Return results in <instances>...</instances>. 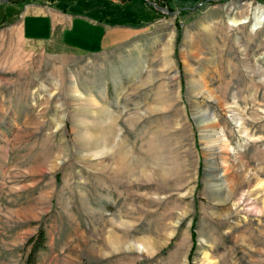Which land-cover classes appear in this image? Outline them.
Wrapping results in <instances>:
<instances>
[{
	"label": "rangeland",
	"instance_id": "rangeland-1",
	"mask_svg": "<svg viewBox=\"0 0 264 264\" xmlns=\"http://www.w3.org/2000/svg\"><path fill=\"white\" fill-rule=\"evenodd\" d=\"M41 1L83 50L24 38ZM40 229L37 264H264V0H0V264Z\"/></svg>",
	"mask_w": 264,
	"mask_h": 264
},
{
	"label": "crops",
	"instance_id": "crops-1",
	"mask_svg": "<svg viewBox=\"0 0 264 264\" xmlns=\"http://www.w3.org/2000/svg\"><path fill=\"white\" fill-rule=\"evenodd\" d=\"M22 13V22H19L21 26L19 27V31L21 29V33L24 38L28 40L30 44L32 43L36 46L41 45L45 48L52 47L54 45H69L78 48L75 43L65 39L66 29L76 20V15L69 18L67 17L66 12L56 8L54 4L50 5L42 1L38 2L36 5L25 6ZM27 18L31 19L29 24H27ZM46 19H50V23H48L49 32L47 35H43L39 32L40 29L44 27L45 23H47ZM83 19H87V17H83ZM89 23H92L93 25L100 24L96 20L92 19H89ZM15 31L18 32L17 29H14L10 32V35H14ZM78 49L83 50L81 48Z\"/></svg>",
	"mask_w": 264,
	"mask_h": 264
},
{
	"label": "trees",
	"instance_id": "trees-1",
	"mask_svg": "<svg viewBox=\"0 0 264 264\" xmlns=\"http://www.w3.org/2000/svg\"><path fill=\"white\" fill-rule=\"evenodd\" d=\"M45 231L40 229L38 234L32 236L26 243L28 249V258L26 264H37V254L41 248H44Z\"/></svg>",
	"mask_w": 264,
	"mask_h": 264
},
{
	"label": "bare ground",
	"instance_id": "bare-ground-1",
	"mask_svg": "<svg viewBox=\"0 0 264 264\" xmlns=\"http://www.w3.org/2000/svg\"><path fill=\"white\" fill-rule=\"evenodd\" d=\"M124 157V156H123ZM123 159V158H122ZM225 159V158H224ZM127 162V161H126ZM120 164V163H119ZM122 164H123V162H122ZM223 164V163H222ZM224 166H225V164H224Z\"/></svg>",
	"mask_w": 264,
	"mask_h": 264
}]
</instances>
